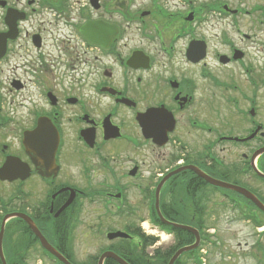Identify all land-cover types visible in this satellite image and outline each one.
<instances>
[{
    "label": "flooded vegetation",
    "instance_id": "1",
    "mask_svg": "<svg viewBox=\"0 0 264 264\" xmlns=\"http://www.w3.org/2000/svg\"><path fill=\"white\" fill-rule=\"evenodd\" d=\"M0 37V232L24 214L71 257L73 222L94 207L100 224L127 220L105 239L129 235L100 253L125 255L129 241L153 258L145 226L168 251L195 240L158 225L162 181L163 219L198 234L214 214L203 193L217 189L201 175L263 184L264 0H0ZM25 244L41 255L7 218L6 264L26 263Z\"/></svg>",
    "mask_w": 264,
    "mask_h": 264
},
{
    "label": "rangeland",
    "instance_id": "2",
    "mask_svg": "<svg viewBox=\"0 0 264 264\" xmlns=\"http://www.w3.org/2000/svg\"><path fill=\"white\" fill-rule=\"evenodd\" d=\"M79 1L84 2V0H72L73 3ZM258 184L255 192L264 199V186L261 183ZM253 194L255 193L253 192ZM203 196L204 199H201L200 204L203 207L211 208L214 214L213 217L210 216V222L206 223L208 229L203 233L209 235L211 239L199 253L202 262L204 264H264L263 234L259 235L260 232L255 230L249 222L242 220L241 214L237 210L222 204L217 206L222 201L218 194L206 191ZM93 209L94 207H88L86 214L73 222V231L70 236L72 254L70 255L77 264H89L99 256L100 248L109 244L103 236L106 227L115 226L121 229L127 223L125 218H118L114 223L110 221V223L100 224L102 220L97 215L98 210L94 211ZM144 231L149 232L147 233L149 236L150 234L152 237L159 236L156 247L166 248L170 245V238L160 236L156 229L153 228L152 231L144 229ZM258 242L261 249L255 245ZM26 257L30 258L29 264H54L44 260L41 255L39 257L37 254H32L31 256L26 255Z\"/></svg>",
    "mask_w": 264,
    "mask_h": 264
},
{
    "label": "water",
    "instance_id": "3",
    "mask_svg": "<svg viewBox=\"0 0 264 264\" xmlns=\"http://www.w3.org/2000/svg\"><path fill=\"white\" fill-rule=\"evenodd\" d=\"M143 131H145V127L143 126ZM264 178V176H262ZM212 184H215V185H218L222 188H226V189H230V190H233V191H236L240 194H242L245 198H247L249 201H251L261 212L264 213V206L252 195L250 194L249 192L243 190V189H238L236 187H233V186H229L227 184H224V183H217V182H213L211 181ZM162 223L165 224L164 221H162ZM32 227V230L37 234L36 230L34 229V227L32 225H30ZM179 227V226H177ZM180 228V227H179ZM183 229H186V230H189L187 228H184L182 227ZM115 237H123V238H126V236L124 234H121V233H116L114 235H111L109 236V238H115ZM39 240L42 244V246L49 252L51 253L53 256H55L60 262H62L63 264H69L67 261H65L57 252H55L52 248H50L46 242L41 238L39 237ZM192 248V247H191ZM191 248H185V249H181L179 250L174 258L172 259V261L178 256L180 255L182 252H185ZM103 259H112L114 260L115 262H117L118 264H126L123 260H121L119 257H117L116 255H114L113 253H110V252H107L105 254L102 255V257L100 258L99 260V263L98 264H101L102 263V260ZM172 261L170 262V264L172 263Z\"/></svg>",
    "mask_w": 264,
    "mask_h": 264
},
{
    "label": "trees",
    "instance_id": "4",
    "mask_svg": "<svg viewBox=\"0 0 264 264\" xmlns=\"http://www.w3.org/2000/svg\"><path fill=\"white\" fill-rule=\"evenodd\" d=\"M255 224L256 225H264V217H263V221L262 222H255ZM157 254L159 255L158 258H161L164 261H166L171 255V253L170 254L167 253L166 255L165 254H161V253H157ZM134 262L135 263H139V264H146L145 258L143 256H138V255H137L136 260H134ZM107 264H116V263H114L112 261H107ZM157 264H161V262L159 261Z\"/></svg>",
    "mask_w": 264,
    "mask_h": 264
}]
</instances>
